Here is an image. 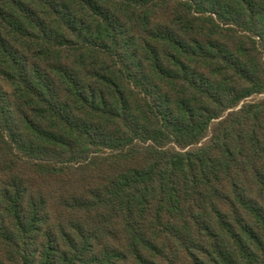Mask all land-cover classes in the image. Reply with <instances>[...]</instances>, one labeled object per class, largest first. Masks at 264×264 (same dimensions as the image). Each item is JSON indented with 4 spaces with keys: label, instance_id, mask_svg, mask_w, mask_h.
<instances>
[{
    "label": "trees",
    "instance_id": "trees-1",
    "mask_svg": "<svg viewBox=\"0 0 264 264\" xmlns=\"http://www.w3.org/2000/svg\"><path fill=\"white\" fill-rule=\"evenodd\" d=\"M0 264H264V0H0Z\"/></svg>",
    "mask_w": 264,
    "mask_h": 264
}]
</instances>
